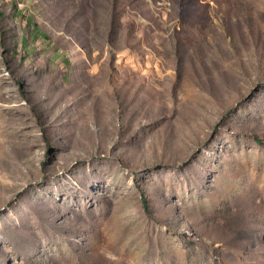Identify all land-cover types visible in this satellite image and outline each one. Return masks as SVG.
Returning <instances> with one entry per match:
<instances>
[{
    "label": "rangeland",
    "instance_id": "1",
    "mask_svg": "<svg viewBox=\"0 0 264 264\" xmlns=\"http://www.w3.org/2000/svg\"><path fill=\"white\" fill-rule=\"evenodd\" d=\"M21 1L0 264H264V0Z\"/></svg>",
    "mask_w": 264,
    "mask_h": 264
},
{
    "label": "bare ground",
    "instance_id": "2",
    "mask_svg": "<svg viewBox=\"0 0 264 264\" xmlns=\"http://www.w3.org/2000/svg\"><path fill=\"white\" fill-rule=\"evenodd\" d=\"M25 5H26L25 1L17 0L16 6L18 8H25Z\"/></svg>",
    "mask_w": 264,
    "mask_h": 264
},
{
    "label": "trees",
    "instance_id": "3",
    "mask_svg": "<svg viewBox=\"0 0 264 264\" xmlns=\"http://www.w3.org/2000/svg\"><path fill=\"white\" fill-rule=\"evenodd\" d=\"M144 204L147 205L146 199H144Z\"/></svg>",
    "mask_w": 264,
    "mask_h": 264
}]
</instances>
